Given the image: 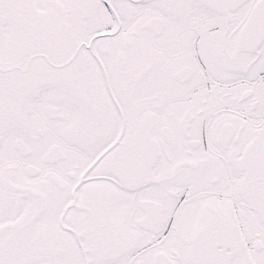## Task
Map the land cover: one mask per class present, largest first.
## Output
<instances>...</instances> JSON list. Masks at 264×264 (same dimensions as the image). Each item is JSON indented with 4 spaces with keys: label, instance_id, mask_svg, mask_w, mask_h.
I'll list each match as a JSON object with an SVG mask.
<instances>
[{
    "label": "snow or ice",
    "instance_id": "6c2138e0",
    "mask_svg": "<svg viewBox=\"0 0 264 264\" xmlns=\"http://www.w3.org/2000/svg\"><path fill=\"white\" fill-rule=\"evenodd\" d=\"M0 264H264V0H0Z\"/></svg>",
    "mask_w": 264,
    "mask_h": 264
}]
</instances>
